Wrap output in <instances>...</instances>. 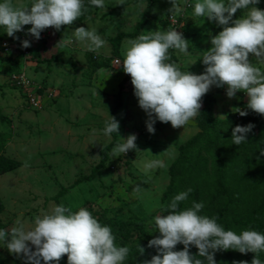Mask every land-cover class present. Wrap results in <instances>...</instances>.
<instances>
[{"label":"rangeland","instance_id":"rangeland-1","mask_svg":"<svg viewBox=\"0 0 264 264\" xmlns=\"http://www.w3.org/2000/svg\"><path fill=\"white\" fill-rule=\"evenodd\" d=\"M14 2L30 5L32 0ZM195 2L177 0L184 8L179 32L184 34L190 46L187 54L173 50V55L181 71L202 74L206 67L201 60L203 52L206 51L205 47L211 46L209 29L216 23L195 16ZM120 6L121 0H105L103 9L89 4L91 15L80 24L62 27L59 32L50 28L49 44L44 48L33 44V48H38L41 55L32 57L33 60L26 63L20 59L23 54L16 45L17 41H2L0 58L18 60L20 68L25 66L28 78L44 87L41 104H32L30 100L37 97L28 88L19 91L15 87L13 75L18 73L17 68L0 60V140L4 141L1 155L21 163L16 170L0 175V202L3 204L1 219L6 223L4 230L10 231L17 221L31 227L34 217L50 212L56 205L53 198L61 189H65L64 195L57 200L59 205L72 206V210L77 211L79 207H85L87 202H93L94 209L100 210L98 212L111 210L106 213V219L110 221L124 222L126 218L130 219V239L127 242L117 239L118 245L147 248L149 240L155 237L154 218L164 214L165 203L161 196L168 184V167L176 157L178 146L193 136L197 128L194 119L184 128L175 129L170 123L161 124L157 120L155 133L147 132V117L138 106L131 77L123 72L122 60L111 56L109 43L118 33L134 32L147 2L123 0ZM171 6L169 0H159L153 7V13L164 21ZM146 20L140 34L142 31L166 30L163 25L148 18ZM77 27L95 29L106 40V44L98 51H89L85 43L76 41L72 35ZM65 32L73 39V43L61 47L57 44ZM218 32L211 34L215 36L214 33ZM3 33H6L5 29L0 27V35ZM130 39L135 38L121 41L120 56L123 59ZM4 44L13 45L14 49L6 51ZM89 53L97 56L98 61L110 58L109 68L92 70L87 65L90 62ZM51 55H57L59 62H36L39 57L46 60ZM249 58L258 67L264 68V64H258L251 54ZM124 78H127L126 81H123ZM210 91L216 95L213 115H236L239 93L236 98L230 99L226 96V88L213 86ZM28 93L31 94L29 100L23 96ZM28 102L36 110L24 107ZM112 111L120 124L112 148L121 142L119 137L127 138L129 134H136L138 150L114 156L111 148L100 173L91 181L79 183V178L88 176L99 162L101 149L113 140L112 135L105 136L103 132L105 121L110 118ZM155 158L161 159L166 166L146 169L145 164ZM25 161L29 165L26 168L23 166ZM137 184L144 191L134 193L133 188ZM139 227L143 233L141 238ZM0 264H23V259L9 253L5 243L0 242ZM59 264H68L67 255L62 257Z\"/></svg>","mask_w":264,"mask_h":264},{"label":"clouds","instance_id":"clouds-1","mask_svg":"<svg viewBox=\"0 0 264 264\" xmlns=\"http://www.w3.org/2000/svg\"><path fill=\"white\" fill-rule=\"evenodd\" d=\"M88 3L95 8H105V0H88ZM169 3L172 6L167 10L168 14L179 15V20H183L184 8L177 0H169ZM259 3L260 0H196L194 15L222 28L215 36L209 33L211 47L203 52L201 60L206 67L202 74L181 71L172 61L170 50L187 54L190 46L183 33L176 29L142 31L138 37L127 41L122 69L131 77L138 106L147 117L145 123L149 134L155 133L157 120L170 123L174 129L184 128L200 114L202 98L213 86L226 88V96L230 99L236 98L237 93H244L247 109L264 116V71L249 58L251 54L258 64H264V10L257 7ZM238 10H243L244 15L234 19ZM88 11L85 0H32L30 5L0 0V27L5 29L8 37L19 39L15 34L31 25L26 35L38 41L44 30L53 28L59 32ZM72 35L76 41L85 43L89 51H98L106 44L95 29L77 27ZM71 43L73 39L65 32L57 45L63 47ZM21 46L26 49L31 44L25 39ZM18 69L16 74L26 77L27 88L37 97L34 98L37 105L41 104L44 93L40 90L44 92V87L28 78L24 65ZM15 87L19 91L26 90L16 84ZM31 94L23 96L29 100ZM25 107L36 110L29 102ZM235 112L241 117L248 114L240 108H235ZM218 118L227 119V116L219 115ZM254 127L252 123L236 125L232 129V143L237 146L246 143ZM119 128V121L110 116L105 121L104 135L118 134ZM119 138L121 142L112 148V155H126L138 150L136 134ZM259 151L264 157V149ZM23 166L28 167V162L25 161ZM165 166L159 158L145 164L146 169ZM142 191L144 189L138 184L133 188L134 193ZM191 192L189 188L174 195L166 206V214L155 216L154 232L159 235L149 240L147 247L154 248L156 254L142 264H217L215 254L230 250L240 254L253 253L251 264H262L259 254L264 252V234L251 228L240 234L225 230L217 222L218 216L201 214L202 201H193L190 207L180 209V203L186 201ZM0 242L5 243L9 253L22 258L23 264H41L42 261L43 264H59L65 255L68 264H124L130 253L128 246L116 243L111 227L102 225L87 208L79 207L74 212L72 206L64 204L36 215L31 227L17 221L10 231L0 230ZM178 244L183 245V250H175ZM191 247L198 250L196 255L191 254ZM138 252L143 256L145 248L138 245ZM237 264L249 262L241 260Z\"/></svg>","mask_w":264,"mask_h":264},{"label":"trees","instance_id":"trees-1","mask_svg":"<svg viewBox=\"0 0 264 264\" xmlns=\"http://www.w3.org/2000/svg\"><path fill=\"white\" fill-rule=\"evenodd\" d=\"M158 1L159 0H146L147 7L142 15H140V21L135 25L132 34L118 33L109 40L112 48L111 56L120 58L123 62L124 59L120 56L122 39L130 37L136 38L139 36L140 30L145 27L147 18L157 24L163 25L166 30L171 29V24L168 20L170 14H167L164 21H161V19L153 13V7ZM85 6L89 8V11L73 24L82 23L85 18L92 14L88 0H85ZM257 7L264 10V0H260ZM240 12L241 11H237L235 16L239 17L241 14ZM241 15H244V13ZM176 17L179 19V15H176ZM30 27L31 25L24 26L23 31L15 34L19 39L8 37L6 33L0 35V45L4 39L9 41L12 40V42H18L20 38L32 40L30 42L31 46L25 49L28 53L27 58L25 60L23 57L20 58L21 61H25V63L28 60H33L32 57L41 55V53H38V48H33V44H39L40 47L44 48L50 41L48 36L37 41L34 37L26 35ZM170 55L172 61H174L175 57L173 55V50H170ZM89 56L90 62H88L87 65L92 67V70L109 68L110 58L98 61L97 56L92 53H89ZM43 58L44 57H39L36 62H59V57L57 55H51L50 58H46V60ZM0 60L6 61L11 67L17 68V71L19 70L18 60L12 59L11 57L6 59L0 58ZM261 70L264 71V68ZM126 79L127 78H124L123 81H126ZM119 88L121 89V84ZM214 94L213 92H208L202 98L200 114L194 118L197 132L185 141L184 144L178 146L176 157L168 167V184L161 196V200L165 203L163 213L166 214V206L174 195L191 188L192 192L189 194L188 199L180 203V209L190 207L193 201H202L204 203V208L201 214L209 217L218 216L219 219L217 222L220 223L225 230H233L237 234H240L243 230L251 228L252 230L264 234V157L260 156L259 151L260 149H264V116H260L247 109V97L244 93H239L238 108L247 111V116L241 117L239 113H236L235 116L226 115L227 119L218 118L213 115V106L215 103ZM118 97H120V92ZM117 106H115V108ZM111 116L114 117V111H112ZM249 123L254 124L255 127L252 132L248 134L247 142L239 146L234 145L231 140L232 129L236 125L246 126ZM111 135L113 140L109 145L101 149L99 162L93 167L88 176L79 178L77 182L91 181L96 174L100 173V170L107 161L108 153L115 142V133ZM3 148L4 141L0 140V175L12 172L21 166L19 161L2 156L1 152ZM257 157H259V159H257ZM64 193L65 189H61L58 195L53 198L56 203L55 206L59 205L57 200H59L58 198L62 197ZM2 205L3 204L0 202V230L6 228V223L1 219V214L3 212ZM93 205H95L93 202H87L85 208H87L102 225L111 227L116 240L122 239L124 242H127L131 234L129 227L131 224L130 219L126 218L124 222L110 221L106 219V213H110V209H104L98 212L100 210H95ZM139 228V237L141 238L143 233L141 227ZM158 235L159 233L156 232L155 237ZM128 247L130 248V253L124 261V264H142V261L151 259V256L156 254L154 248L149 249L147 247L145 248L144 255L139 256L138 245H131ZM175 250H183V245L178 244ZM190 252L196 255L198 250L195 247H191ZM254 255L253 253L240 254L232 250L226 252L218 251L215 254V260L217 264H237V262L241 260H246L251 264ZM259 257L262 264H264V252L260 253ZM41 264H43V261Z\"/></svg>","mask_w":264,"mask_h":264},{"label":"built area","instance_id":"built-area-1","mask_svg":"<svg viewBox=\"0 0 264 264\" xmlns=\"http://www.w3.org/2000/svg\"><path fill=\"white\" fill-rule=\"evenodd\" d=\"M168 20H169V23L171 24V29H176L177 31H180L181 30V23H180V20L175 16V17H173V16H171V15H169V17H168ZM49 29L50 28H48V29H46V30H44L42 33H41V38H45V37H47V36H49L50 35V32H49ZM40 38V39H41ZM26 38H21V41H23V40H25ZM29 42H31L32 40H30V39H27ZM21 41H20V43H18V44H16L17 46H18V48L20 49V51L21 52H23V59L25 60L26 58H27V56H28V53H27V51L25 50V48H23L22 46H21ZM15 44V43H14ZM3 47H4V50H9V51H11V49L13 50L14 49V46L13 45H10V46H7V45H3ZM13 78H14V81H15V84L17 85V86H20V87H22V88H27L28 87V85H29V82H28V80L26 79V77L23 75V74H16V75H13ZM30 97V96H29ZM31 101V103L32 104H37L38 102L33 98V99H31L30 100Z\"/></svg>","mask_w":264,"mask_h":264},{"label":"crops","instance_id":"crops-1","mask_svg":"<svg viewBox=\"0 0 264 264\" xmlns=\"http://www.w3.org/2000/svg\"><path fill=\"white\" fill-rule=\"evenodd\" d=\"M215 28L218 29L219 27H217V25H215L214 27H212L211 29H209V33H213V32L221 31V30H222V28H219L218 30L215 29ZM209 33H208V34H209ZM214 35H216V33H214ZM210 47H211V46H209V47H205V49L208 50ZM40 92H41V93H44L43 90H40ZM210 92H213V91H210ZM214 96H216V95L214 94ZM24 107H25V106H24Z\"/></svg>","mask_w":264,"mask_h":264}]
</instances>
